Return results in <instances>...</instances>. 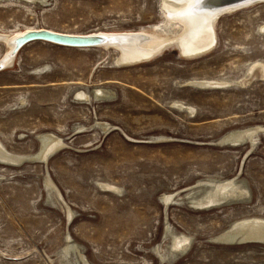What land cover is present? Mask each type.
Instances as JSON below:
<instances>
[{
  "label": "rangeland",
  "instance_id": "374dc122",
  "mask_svg": "<svg viewBox=\"0 0 264 264\" xmlns=\"http://www.w3.org/2000/svg\"><path fill=\"white\" fill-rule=\"evenodd\" d=\"M163 4L0 0V34L177 32ZM214 29L203 54L171 44L130 63L114 46L39 39L19 50L0 71V145L10 157L0 156V264H264V241L223 238L264 219V77L246 75L264 64V0L223 13ZM6 51L0 36V60ZM253 126L261 130L245 141L222 140ZM45 133L61 142L42 159ZM229 180L245 194L194 202L201 186Z\"/></svg>",
  "mask_w": 264,
  "mask_h": 264
},
{
  "label": "bare ground",
  "instance_id": "6f19581e",
  "mask_svg": "<svg viewBox=\"0 0 264 264\" xmlns=\"http://www.w3.org/2000/svg\"><path fill=\"white\" fill-rule=\"evenodd\" d=\"M199 2H200V0H184L183 2L182 1L176 2V1H171V0H164V4L162 7L164 8V12H165V16H166V23L167 24L168 23H171V24L174 23V24H176V26L178 25L179 28H178L177 32H171L170 30H168L166 28H162V27L160 28V26L143 28V29L136 31V32H134V31L133 32H127V33H138V34H135L138 36L135 37L134 40L125 39V42L118 43L114 46L115 48L118 49V52H119V56L117 59L118 62L124 63V62L120 61L121 60L120 58H121L123 53H124V55L130 56L133 59H141V58L150 57V56L155 55L166 44H170V43H174V42L177 45L179 44V46H181V48L183 50H188L189 48L196 47L198 45L201 46L202 44L203 45H209V44L212 45V43H214V41H215L214 31H213L215 16H214V14L208 13V11H204L201 13L194 12L193 8H195V6L199 4ZM230 11H232V10H230ZM168 26H171V25L168 24ZM22 32H19V33H22ZM19 33H17V34H19ZM17 34L3 35V37H4L3 39H5V43L7 46V51H9L13 47V38ZM126 37H129V36L127 35ZM104 46H106V45H104ZM118 46L120 47V49ZM3 60L5 61V63L6 62L9 63L10 57H8L7 54H5ZM12 61L13 60L10 61V63H9L10 65L12 64ZM247 73H246L247 76L250 75L254 78L257 76L259 78L260 75H261V77H264V64L263 63L255 64L254 63V65L250 68V70H248ZM251 79H253V78H251ZM195 82L198 83L199 85L205 84L207 86L208 85L212 86V84H216V85L224 84L227 81H225L224 79L223 80H203L202 79V80L195 81ZM242 85H244V84H242ZM85 95L86 96L84 98L87 102L90 99L91 95L89 93L85 94ZM259 130H261L260 126H253V127L235 130V131H232V132L224 135L222 137V140L225 142H229V143L230 142H236L237 143L239 141H245V139L248 138L247 137L248 134H253V136H254V134L257 133ZM39 137H41V140H42L41 149L39 151L41 154H43V153L46 154V153H50V151L51 152L54 151L60 145V142H61L59 140H56L54 137L57 138V136L53 135V134H46L45 133L44 135H40ZM250 139L253 140L251 137H250ZM218 142L221 143V141H218ZM59 148H60V146H59ZM3 149H5V148L0 145V155L8 158L9 155L4 153L5 151ZM13 156L14 155L12 154V159H13ZM35 156H37V155H35ZM20 157H22V156H20ZM38 158H40V157L38 156ZM234 182L230 181V180L223 182V183H217V182L215 183L214 182L215 184L210 185V186L208 183H207L208 186H206L202 182V184L205 185V186H201V188H203V190H204V193H202L201 195H198L196 197L194 196V199L197 198V199H195L194 202L200 206L210 205V204H216V203H219V202L225 201V200L228 201L231 198H234L236 196L238 197L240 195L245 194V193H243L244 192L243 187H245V186L238 184V182H236V181H234ZM106 187L108 189H115L116 188V187L111 186V185H106ZM246 194H247V192H246ZM238 198H240V197H238ZM241 201H243V199ZM228 202H230V201H228ZM221 234H220V236H222ZM225 234H226V236L223 238L225 240H230V241L235 240L237 238H253L254 240H259V241L263 240L264 241V219H252V220H246V221L236 223ZM181 237H182V235H181ZM188 240H189V237L184 236L183 243L180 246L183 249H180V251L186 250L185 248L187 246V243L189 242ZM73 244H71V245H73ZM71 245L69 247H67V249L65 251L63 250L65 254H69V251H70L69 249H70V247H72ZM73 247H75V245ZM72 250H73V248H72ZM159 255H160V253H159ZM163 255H164V257L168 256L169 259H172V257H173V256H170L169 254H163ZM172 255H173V253H172Z\"/></svg>",
  "mask_w": 264,
  "mask_h": 264
},
{
  "label": "water",
  "instance_id": "95a60500",
  "mask_svg": "<svg viewBox=\"0 0 264 264\" xmlns=\"http://www.w3.org/2000/svg\"><path fill=\"white\" fill-rule=\"evenodd\" d=\"M171 1H176V2H183L184 0H171ZM261 1V0H200L199 4L193 8L194 12L196 13H201L204 11H208L210 14H214L215 16V22L216 20L225 12H228L230 10L238 9L246 5H250L254 2ZM214 22V25H215ZM213 25V31H214V43L212 45H201V46H196L189 48L188 50H183L179 44L177 45L175 42L166 44L161 50H159L155 55L159 54L161 51L164 49L168 48L171 44L174 45L179 49V52L182 55H187V56H192V55H199L203 54L215 45L216 43V35H215V29ZM131 31H91V32H82V33H73V32H66V31H60L56 30L54 28L50 27H36V28H31V29H26L22 33H19L15 35L13 38V47L9 50L6 51L4 54L7 53V56L10 57V61L15 59L16 55L18 54L19 50L28 42L33 41V40H47L63 45H68V46H76V47H90V46H98V45H106V46H115L118 43L125 42V39L128 40H134L135 37H137L138 33H127ZM136 32V31H134ZM4 34H0L2 38ZM129 37H126V36ZM212 40V39H211ZM212 42V41H211ZM117 47V46H116ZM119 47V46H118ZM120 49V47H119ZM123 53V52H122ZM153 56L150 57H145L141 59H133L130 56L124 55V53L121 56V60L124 63H130V62H136V61H142V60H148L151 59ZM13 58V59H12ZM9 61V63H10ZM12 61V63H13ZM0 63H2V67H0V71L3 69L7 68L10 64L5 63L4 60H0ZM216 85V84H213ZM201 86H206L205 84H202ZM55 151V150H54ZM52 151V152H54ZM43 153L40 156L41 157H47V155L52 153ZM2 158H6L2 155H0ZM38 156V155H37ZM18 159V158H14ZM245 240L249 241H259V240H254L253 238H237L233 241H238L242 242ZM263 241V240H261Z\"/></svg>",
  "mask_w": 264,
  "mask_h": 264
},
{
  "label": "snow or ice",
  "instance_id": "6c2138e0",
  "mask_svg": "<svg viewBox=\"0 0 264 264\" xmlns=\"http://www.w3.org/2000/svg\"><path fill=\"white\" fill-rule=\"evenodd\" d=\"M249 2H250V0H249ZM0 67H2V63H0Z\"/></svg>",
  "mask_w": 264,
  "mask_h": 264
}]
</instances>
